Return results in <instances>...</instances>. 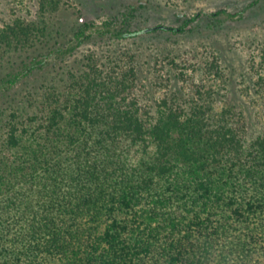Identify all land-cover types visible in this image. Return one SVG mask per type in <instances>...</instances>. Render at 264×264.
Masks as SVG:
<instances>
[{"label": "trees", "instance_id": "trees-1", "mask_svg": "<svg viewBox=\"0 0 264 264\" xmlns=\"http://www.w3.org/2000/svg\"><path fill=\"white\" fill-rule=\"evenodd\" d=\"M39 3L46 11L56 1ZM199 18L197 12L176 26L143 30L132 29L126 14L118 27L115 17L83 23L72 32L73 45L53 42L5 72L0 97L42 69L48 55L71 53L90 37L87 29L124 39L183 33ZM49 39L44 22L16 18L0 27V56L35 51ZM258 56L248 58V116L226 100L216 105L202 80L187 93L181 86L147 96L135 68L120 58L102 67L90 57L70 75L65 94L49 91L34 102L38 112L6 101L0 264H264V46ZM194 64L203 75L222 77L216 56L190 69Z\"/></svg>", "mask_w": 264, "mask_h": 264}, {"label": "rangeland", "instance_id": "rangeland-1", "mask_svg": "<svg viewBox=\"0 0 264 264\" xmlns=\"http://www.w3.org/2000/svg\"><path fill=\"white\" fill-rule=\"evenodd\" d=\"M40 1L0 0V27L19 18L38 25L44 22L50 33L47 45L42 43L35 51L12 49L1 53L0 77L20 67L29 57L45 54L46 47L53 42H57L55 47L73 45L72 32L83 28V23L99 25L115 17L114 26L118 27L126 14L132 29L143 30L155 25L176 26L181 19L197 12L201 13V18L183 33L145 31L124 39L110 38L99 35L93 28L87 29L86 33L90 34L87 40L62 58L48 55L42 69L21 78L5 97H0V108L7 107L11 99L12 106L22 107L29 114L38 112L34 102L46 97L49 91L60 96L65 94L70 75L83 70L88 59L93 57L102 67L119 58L130 62L136 70V84L148 91L147 96H150V89L156 97L169 88L181 86H185L183 93H187L190 83L202 80L212 89L216 105L226 100L247 116L251 113L248 58L253 55L255 61L259 60L260 48L264 46V0H55L54 8L46 11L40 9ZM219 8L233 15H206ZM130 11L133 17H129ZM211 56H216L220 62L221 78L199 73L196 64L197 69H190L191 62ZM180 70H185L182 76L185 81L179 76ZM27 102L33 105L29 106ZM5 114L7 111L3 117ZM2 134L0 127V138Z\"/></svg>", "mask_w": 264, "mask_h": 264}]
</instances>
